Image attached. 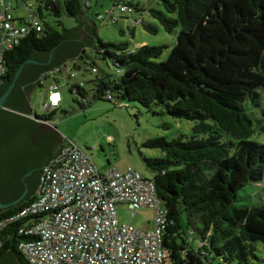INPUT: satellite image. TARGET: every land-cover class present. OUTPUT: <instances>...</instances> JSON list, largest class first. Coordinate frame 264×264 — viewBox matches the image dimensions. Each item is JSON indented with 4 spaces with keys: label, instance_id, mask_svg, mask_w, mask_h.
Segmentation results:
<instances>
[{
    "label": "trees",
    "instance_id": "16d2710c",
    "mask_svg": "<svg viewBox=\"0 0 264 264\" xmlns=\"http://www.w3.org/2000/svg\"><path fill=\"white\" fill-rule=\"evenodd\" d=\"M37 2L35 11L42 30L29 29L5 54L6 72L0 76V87L12 80L33 50L46 52L61 43L66 30L78 27L77 15L83 14L93 23V45H82L58 65L20 85L30 114L7 105L3 109L28 117L58 138L62 146L74 144L45 127L60 108L62 93L60 103L50 111L37 113L30 102L32 89L42 87L50 74L65 70L67 91L79 107H86L92 90V99L115 98L121 106L135 103L153 114L193 121L191 134L169 140L157 136L142 142L144 148L158 151L156 156L141 155V160L152 172L157 196L166 210L161 238L167 262L257 264V244L264 242V196L252 204L235 203L238 197L246 198L239 195L240 190L248 183L261 182L264 176V0L119 4L138 15L134 20L145 31L156 33L161 28L176 34L175 44L163 59L166 45L144 44L131 49L128 41L102 40L95 19L101 16V23L104 16L97 11L95 19H90L87 14L92 0ZM113 11H107L106 16L117 21ZM62 14L75 23L67 24ZM130 32L132 35L133 30ZM98 59L109 65L113 74L99 68ZM68 61L71 64L66 67ZM71 72L75 74L71 76ZM78 72L90 77H79ZM107 91L111 98H106ZM36 196L37 192L1 209L0 221ZM27 219L6 222L0 233V257L10 251L19 264H29L18 248L25 239L18 229Z\"/></svg>",
    "mask_w": 264,
    "mask_h": 264
},
{
    "label": "built area",
    "instance_id": "2783aa9c",
    "mask_svg": "<svg viewBox=\"0 0 264 264\" xmlns=\"http://www.w3.org/2000/svg\"><path fill=\"white\" fill-rule=\"evenodd\" d=\"M15 1L0 0V76L6 72L5 54L29 29L42 30L29 3H23L25 19L13 17ZM61 98L57 85H50L42 112L50 111ZM106 98H111L109 91ZM118 203H125L131 216L142 207L153 208V227L143 230L120 222ZM161 204L151 178L131 166L99 171L87 152L65 144L59 156L42 166L36 198L0 221V233L7 221L28 217L18 229L25 236L18 248L29 264H169L162 246L166 210Z\"/></svg>",
    "mask_w": 264,
    "mask_h": 264
},
{
    "label": "rangeland",
    "instance_id": "374dc122",
    "mask_svg": "<svg viewBox=\"0 0 264 264\" xmlns=\"http://www.w3.org/2000/svg\"><path fill=\"white\" fill-rule=\"evenodd\" d=\"M132 1L148 6L153 0H92V8L87 14L90 19H95L94 13L100 12L104 16L101 23L96 19L97 34L104 41H128L131 49L140 45H166L161 58H165L176 42L175 33H167L161 28L156 33L145 31L134 19L137 14L120 12L119 4ZM31 10H35L37 0H29ZM118 4V5H117ZM114 9L117 21L106 16L107 11ZM45 12V11H44ZM141 16H145L142 13ZM52 20L51 16H48ZM61 19L67 24H74L72 18L62 14ZM133 30L131 35L130 31ZM68 63H70L68 61ZM96 65L113 74V70L102 60H96ZM78 74H83L78 72ZM86 77L90 75L84 74ZM63 78H61L62 80ZM51 77L48 76L42 84L32 89L30 94L31 106L37 113H41V103ZM88 87V84L87 86ZM63 99L49 125L45 127L55 130L59 137L72 141L75 146L89 154L99 171L109 166L124 170L131 166L138 170L144 177L151 178L152 172L145 167L141 155L156 156V149H147L142 142L148 138L164 136L168 140L179 134H191L194 122L187 119H176L163 114H153L135 103H129L127 107L121 106L115 98L112 100L92 99L93 91L87 94L88 104L82 108L72 100L66 85L60 87ZM65 111V112H64ZM264 136V135H263ZM264 139V137H261ZM141 153V154H140ZM240 196L235 204H252L257 202L260 196H264V176L259 183H248L240 190ZM163 204H161V207ZM117 215L120 222L128 223L137 229H149L154 225V212L151 207H142L131 216L125 203L116 205ZM257 255L260 260L257 264H264V242L257 244ZM204 264H237L235 261L223 263L222 261H206Z\"/></svg>",
    "mask_w": 264,
    "mask_h": 264
},
{
    "label": "water",
    "instance_id": "95a60500",
    "mask_svg": "<svg viewBox=\"0 0 264 264\" xmlns=\"http://www.w3.org/2000/svg\"><path fill=\"white\" fill-rule=\"evenodd\" d=\"M78 27L66 30L61 43L46 52L33 50L11 81L0 87V210L33 196L40 186L42 166L59 154L60 140L42 131L28 117L3 109L4 105L30 114L20 85L58 65L82 45H93V23L83 14L74 17ZM0 264H19L9 251Z\"/></svg>",
    "mask_w": 264,
    "mask_h": 264
},
{
    "label": "crops",
    "instance_id": "0c3cea01",
    "mask_svg": "<svg viewBox=\"0 0 264 264\" xmlns=\"http://www.w3.org/2000/svg\"><path fill=\"white\" fill-rule=\"evenodd\" d=\"M23 3H29L30 4L29 0H16L15 2L12 3V11H11L12 15L14 18L18 19L19 21H21L22 19H25L26 15H27V12L23 6ZM37 5H38V3L35 5V8H34L35 10L37 8ZM30 8H31V6H30ZM35 10H33V11L36 12ZM76 61H75L76 63H80V62H78V60H76ZM69 62L70 63H68V62L66 63V67H68L71 64V61H69ZM71 68H72V66H71ZM50 73L51 72H49V74ZM50 75L52 76L51 77L52 81L49 83L48 87L52 84H57L59 87V90H60V87L62 84L67 85L65 70L63 72L57 74V75H53V74H50ZM78 76L83 77L85 75L78 74ZM54 78H55V80H54ZM61 78H63V79L61 80ZM30 94H31V92H30ZM46 124L49 125V122Z\"/></svg>",
    "mask_w": 264,
    "mask_h": 264
},
{
    "label": "flooded vegetation",
    "instance_id": "af4514ba",
    "mask_svg": "<svg viewBox=\"0 0 264 264\" xmlns=\"http://www.w3.org/2000/svg\"><path fill=\"white\" fill-rule=\"evenodd\" d=\"M31 91H32V90H31ZM31 91H30V92H31Z\"/></svg>",
    "mask_w": 264,
    "mask_h": 264
}]
</instances>
